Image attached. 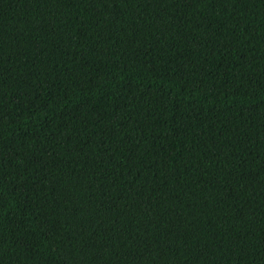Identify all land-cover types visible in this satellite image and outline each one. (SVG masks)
Returning a JSON list of instances; mask_svg holds the SVG:
<instances>
[{
    "label": "trees",
    "instance_id": "1",
    "mask_svg": "<svg viewBox=\"0 0 264 264\" xmlns=\"http://www.w3.org/2000/svg\"><path fill=\"white\" fill-rule=\"evenodd\" d=\"M0 264H264V0H0Z\"/></svg>",
    "mask_w": 264,
    "mask_h": 264
}]
</instances>
